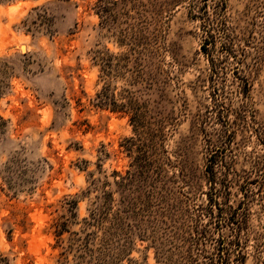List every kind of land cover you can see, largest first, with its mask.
<instances>
[{"label":"rangeland","instance_id":"374dc122","mask_svg":"<svg viewBox=\"0 0 264 264\" xmlns=\"http://www.w3.org/2000/svg\"><path fill=\"white\" fill-rule=\"evenodd\" d=\"M0 264H264V0H0Z\"/></svg>","mask_w":264,"mask_h":264},{"label":"bare ground","instance_id":"6f19581e","mask_svg":"<svg viewBox=\"0 0 264 264\" xmlns=\"http://www.w3.org/2000/svg\"><path fill=\"white\" fill-rule=\"evenodd\" d=\"M20 48H21V51H22L23 53H25V52H26V50H27L25 45H21V47H20Z\"/></svg>","mask_w":264,"mask_h":264}]
</instances>
